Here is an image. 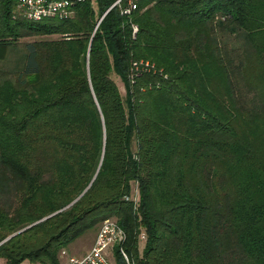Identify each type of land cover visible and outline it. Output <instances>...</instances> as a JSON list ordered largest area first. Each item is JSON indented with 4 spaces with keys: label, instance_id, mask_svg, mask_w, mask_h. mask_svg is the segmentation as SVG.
Segmentation results:
<instances>
[{
    "label": "trees",
    "instance_id": "trees-1",
    "mask_svg": "<svg viewBox=\"0 0 264 264\" xmlns=\"http://www.w3.org/2000/svg\"><path fill=\"white\" fill-rule=\"evenodd\" d=\"M113 1L0 0L3 264L107 217L132 264H264V0Z\"/></svg>",
    "mask_w": 264,
    "mask_h": 264
},
{
    "label": "built area",
    "instance_id": "built-area-1",
    "mask_svg": "<svg viewBox=\"0 0 264 264\" xmlns=\"http://www.w3.org/2000/svg\"><path fill=\"white\" fill-rule=\"evenodd\" d=\"M83 0H16L19 13L29 20H41L49 16H66L71 12L72 6ZM119 0H114L112 5H118ZM133 7L128 0L121 8L122 13H128ZM135 30V27H132ZM135 203L136 196L130 197ZM124 232L112 217L102 219L97 224V231L90 247L81 255H73L61 250L63 264H115V252L119 254L125 264H132L131 259L122 247ZM138 238L144 239L143 231Z\"/></svg>",
    "mask_w": 264,
    "mask_h": 264
},
{
    "label": "rangeland",
    "instance_id": "rangeland-1",
    "mask_svg": "<svg viewBox=\"0 0 264 264\" xmlns=\"http://www.w3.org/2000/svg\"><path fill=\"white\" fill-rule=\"evenodd\" d=\"M50 37H55V35L50 36ZM110 77L115 82V84L117 85L118 90L120 92V95L123 98L124 97V88H123V85H122L119 77L114 72L110 73ZM134 148H135V145H134V142H132L131 149L133 150ZM129 196L130 197L136 196V200H137V189H136L135 182H131V184H130V195ZM96 231H97V225L95 227L89 228V229L85 230L84 232H82L80 235H78L76 238H74L66 247L69 248L70 250H73L74 248H78V247H83L86 244L87 239L90 237V235L94 234V232L96 233ZM143 241H144V239H140V238L138 239V243H137L138 251L141 250V248L143 246ZM66 247L60 248L57 252L58 264H63V257L61 256L60 251L63 249L66 252H68ZM2 262H3V259L0 258V264H2ZM19 264H40V263L30 262L27 259H23L22 261H20Z\"/></svg>",
    "mask_w": 264,
    "mask_h": 264
},
{
    "label": "crops",
    "instance_id": "crops-1",
    "mask_svg": "<svg viewBox=\"0 0 264 264\" xmlns=\"http://www.w3.org/2000/svg\"><path fill=\"white\" fill-rule=\"evenodd\" d=\"M94 235H95V232H94V234L90 235V237L87 239L86 244L83 247L74 248L73 250H70L69 248L66 247L67 251L73 255L83 254L90 247V245L93 241ZM2 264H3V262H2Z\"/></svg>",
    "mask_w": 264,
    "mask_h": 264
},
{
    "label": "water",
    "instance_id": "water-1",
    "mask_svg": "<svg viewBox=\"0 0 264 264\" xmlns=\"http://www.w3.org/2000/svg\"><path fill=\"white\" fill-rule=\"evenodd\" d=\"M76 198H77V197H76ZM76 198H75V199H76ZM75 199H74V200H75ZM74 200H73V201H74ZM73 201H72V202H73ZM72 202H71V203H72ZM50 215H51V214H50ZM48 216H49V215H48ZM46 217H47V216H46ZM43 218H45V217H43ZM43 218H41V219H43ZM30 225H31V224H30ZM30 225H27V226H25V227H23V228H21V229L15 231V232L11 233V234L8 235L5 239H7V238H9L10 236H12V235H14V234H16V233H18V232L24 230L25 228L29 227Z\"/></svg>",
    "mask_w": 264,
    "mask_h": 264
}]
</instances>
